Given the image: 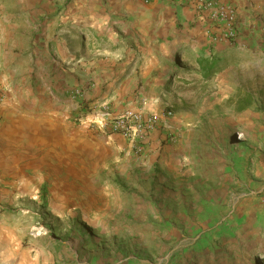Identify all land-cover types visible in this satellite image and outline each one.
<instances>
[{"label": "rangeland", "instance_id": "obj_1", "mask_svg": "<svg viewBox=\"0 0 264 264\" xmlns=\"http://www.w3.org/2000/svg\"><path fill=\"white\" fill-rule=\"evenodd\" d=\"M31 1L0 0V22L34 11ZM215 73H185L193 85L173 105L184 133L149 168L124 152L98 161L58 137L55 150L34 149L38 178H0V264H264V50L227 57ZM49 74L32 73L22 96H50L68 112L63 129L92 130Z\"/></svg>", "mask_w": 264, "mask_h": 264}, {"label": "crops", "instance_id": "obj_2", "mask_svg": "<svg viewBox=\"0 0 264 264\" xmlns=\"http://www.w3.org/2000/svg\"><path fill=\"white\" fill-rule=\"evenodd\" d=\"M214 1L236 9L237 44L221 38L223 26L213 23L209 12L185 0H32L34 11L20 10L9 25L0 22V97L7 96L0 105V178L24 185L35 176L29 173L34 149L46 144L55 150L58 137L82 152L93 149L98 161L121 152L126 160L148 159V168L162 161L160 152L177 146L184 133L173 124L176 118H162L138 154L119 135L63 129L69 116L61 112L62 104L40 93L27 102L22 94L32 73L48 71L56 75L47 80L69 97L58 100L76 102L83 113L106 105L115 114L175 115L173 105L179 108L183 89L193 85L186 72L196 71L209 82L227 57L264 50V0ZM46 6L48 17L40 10ZM202 69L211 71L209 78L200 74ZM76 90L82 95L73 98ZM196 97L216 101L215 94Z\"/></svg>", "mask_w": 264, "mask_h": 264}, {"label": "built area", "instance_id": "obj_3", "mask_svg": "<svg viewBox=\"0 0 264 264\" xmlns=\"http://www.w3.org/2000/svg\"><path fill=\"white\" fill-rule=\"evenodd\" d=\"M193 4L200 12L207 11L213 23L223 26L221 38L232 45L237 44L240 38L236 9L219 4L214 0H185ZM82 91L76 90L73 98L80 97ZM3 96L0 97V105ZM174 113L169 111L145 115L140 112L126 110L115 114L106 105H99L91 109L87 116H81L79 121L107 137L119 135L124 138L136 151L142 153L162 118H172ZM1 121V115H0ZM159 145V144H158ZM161 146V145H159Z\"/></svg>", "mask_w": 264, "mask_h": 264}, {"label": "bare ground", "instance_id": "obj_4", "mask_svg": "<svg viewBox=\"0 0 264 264\" xmlns=\"http://www.w3.org/2000/svg\"><path fill=\"white\" fill-rule=\"evenodd\" d=\"M183 67H185V68H189L188 66H186L185 64L183 65ZM189 69H193V68H189Z\"/></svg>", "mask_w": 264, "mask_h": 264}]
</instances>
